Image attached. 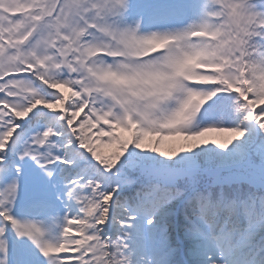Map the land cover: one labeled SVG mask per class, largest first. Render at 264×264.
Returning <instances> with one entry per match:
<instances>
[{
  "label": "snow or ice",
  "instance_id": "6c2138e0",
  "mask_svg": "<svg viewBox=\"0 0 264 264\" xmlns=\"http://www.w3.org/2000/svg\"><path fill=\"white\" fill-rule=\"evenodd\" d=\"M0 264H264V0H0Z\"/></svg>",
  "mask_w": 264,
  "mask_h": 264
}]
</instances>
